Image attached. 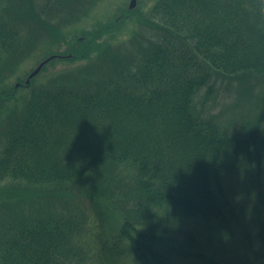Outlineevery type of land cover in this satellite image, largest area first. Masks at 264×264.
I'll return each mask as SVG.
<instances>
[{"label": "trees", "instance_id": "obj_1", "mask_svg": "<svg viewBox=\"0 0 264 264\" xmlns=\"http://www.w3.org/2000/svg\"><path fill=\"white\" fill-rule=\"evenodd\" d=\"M40 1L0 0V88L37 47L64 56L0 89V183L60 206L14 202L0 264H264V107L229 128L197 103L264 81V9L153 0L89 25L102 0Z\"/></svg>", "mask_w": 264, "mask_h": 264}, {"label": "rangeland", "instance_id": "obj_2", "mask_svg": "<svg viewBox=\"0 0 264 264\" xmlns=\"http://www.w3.org/2000/svg\"><path fill=\"white\" fill-rule=\"evenodd\" d=\"M148 1L153 0H137V6L139 5V3L142 6H147L148 3H151ZM34 2L38 4L41 1L34 0ZM130 2L131 0H102L97 8L93 10V16L89 18L93 21H91L89 25L97 21L102 23H109L113 21L115 17L121 15L123 11H125L126 5L130 4ZM121 27L119 28L121 30L115 29V32L113 33H116V35L118 36L123 34L124 32H122V30L125 31L126 27L124 25H121ZM135 27L137 26L135 25ZM23 33L27 38L28 28H24ZM127 33L128 32H126V34ZM129 34L130 33H128V35H121V37L129 38ZM38 40H41V36H39ZM37 41L32 42L31 46L35 45ZM39 49V47L36 48L37 52L31 59L24 60L21 63L17 74H11L14 72L15 68L10 74H8V78L5 81L6 86H4V84L1 85V90H6L5 87H7V90H9L12 87V84L16 82V76H24L28 72L29 68H31L32 70L34 68V65L42 58V56L49 54L51 50L47 49V47H42V51ZM40 51L41 53L39 57H37L38 52ZM3 58L0 57V72L5 71L4 68L7 65L6 60H4ZM7 71H9V69ZM249 84L252 85V89L250 91H247L250 87L248 86ZM214 85L215 87L210 94L211 96L209 98H205L204 92L206 89L204 88L201 94H199L198 96L197 103L199 106L208 103V109L211 110L209 113L212 115H217L220 122L229 128H235L236 120L240 122L239 125L237 122V127H239L243 124L244 120H248L255 114H259L260 110L255 109L264 107V103H261V105H259L260 99L264 101V81L260 80V78H253L247 84H244L237 77H219ZM235 117H237L236 120ZM241 117L244 118L243 121H241ZM1 138H3V135L1 136ZM12 185L14 184H8L5 182L0 183V220L3 217L12 215L11 211L14 207V202H17L18 200H20L21 205H19L17 202V205H15L16 211L14 213L25 212L28 214H36L37 216H41L45 214L44 211H52V209L55 210V207L57 205L58 208L60 206V204H58V202L60 201V193L57 187L51 189H33L31 191H26V193L24 194L18 193V195L15 196L13 194H10L9 191V188ZM21 185L24 187L26 186L25 184ZM22 208L24 210H22ZM1 226L2 225H0V227Z\"/></svg>", "mask_w": 264, "mask_h": 264}, {"label": "water", "instance_id": "obj_3", "mask_svg": "<svg viewBox=\"0 0 264 264\" xmlns=\"http://www.w3.org/2000/svg\"><path fill=\"white\" fill-rule=\"evenodd\" d=\"M130 8H134L137 6V0H131L130 2ZM54 57H56V55H51L48 58L44 59L43 61H41L36 68L29 74L28 78L26 79V83H30L31 79L36 76L44 67L45 64H47L50 60H52ZM17 85H20V83H18Z\"/></svg>", "mask_w": 264, "mask_h": 264}, {"label": "clouds", "instance_id": "obj_4", "mask_svg": "<svg viewBox=\"0 0 264 264\" xmlns=\"http://www.w3.org/2000/svg\"><path fill=\"white\" fill-rule=\"evenodd\" d=\"M256 4L259 8L264 9V0H256Z\"/></svg>", "mask_w": 264, "mask_h": 264}, {"label": "bare ground", "instance_id": "obj_5", "mask_svg": "<svg viewBox=\"0 0 264 264\" xmlns=\"http://www.w3.org/2000/svg\"><path fill=\"white\" fill-rule=\"evenodd\" d=\"M110 142V141H109ZM109 146V145H108ZM112 147V146H111ZM54 264V263H53Z\"/></svg>", "mask_w": 264, "mask_h": 264}]
</instances>
